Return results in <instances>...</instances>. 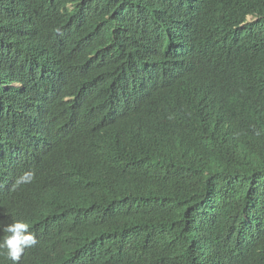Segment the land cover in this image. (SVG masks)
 Here are the masks:
<instances>
[{"label": "trees", "instance_id": "16d2710c", "mask_svg": "<svg viewBox=\"0 0 264 264\" xmlns=\"http://www.w3.org/2000/svg\"><path fill=\"white\" fill-rule=\"evenodd\" d=\"M14 220L54 264H264V0H0Z\"/></svg>", "mask_w": 264, "mask_h": 264}, {"label": "clouds", "instance_id": "9594fccd", "mask_svg": "<svg viewBox=\"0 0 264 264\" xmlns=\"http://www.w3.org/2000/svg\"><path fill=\"white\" fill-rule=\"evenodd\" d=\"M216 105L213 119L219 127L226 128L228 125L236 127L237 122L228 119L221 102L216 103ZM34 178L35 173L33 171H26L17 178L16 186L30 183ZM0 232L6 234L0 237V252L12 264H20L28 256V262H24V264H54L61 258L53 247L50 237L61 240L60 245L65 253H70L71 247L78 241L71 236H36V233L31 230L30 224L23 220H14L6 225L0 224ZM37 248H39L38 251H36Z\"/></svg>", "mask_w": 264, "mask_h": 264}]
</instances>
